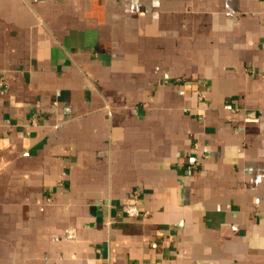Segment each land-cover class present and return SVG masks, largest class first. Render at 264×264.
Wrapping results in <instances>:
<instances>
[{
  "label": "crops",
  "instance_id": "0c3cea01",
  "mask_svg": "<svg viewBox=\"0 0 264 264\" xmlns=\"http://www.w3.org/2000/svg\"><path fill=\"white\" fill-rule=\"evenodd\" d=\"M0 264H264V0H0Z\"/></svg>",
  "mask_w": 264,
  "mask_h": 264
},
{
  "label": "built area",
  "instance_id": "2783aa9c",
  "mask_svg": "<svg viewBox=\"0 0 264 264\" xmlns=\"http://www.w3.org/2000/svg\"><path fill=\"white\" fill-rule=\"evenodd\" d=\"M126 212L129 216L137 215L138 214V208H137L136 204H134V203L128 204L126 207ZM65 234L68 238H75L77 236L75 228H68L66 230Z\"/></svg>",
  "mask_w": 264,
  "mask_h": 264
}]
</instances>
